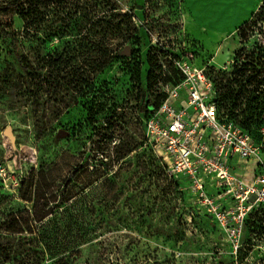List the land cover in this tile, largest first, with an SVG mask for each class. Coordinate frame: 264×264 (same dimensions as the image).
<instances>
[{"label":"rangeland","instance_id":"374dc122","mask_svg":"<svg viewBox=\"0 0 264 264\" xmlns=\"http://www.w3.org/2000/svg\"><path fill=\"white\" fill-rule=\"evenodd\" d=\"M114 1L122 11L141 19L149 38L141 30L138 54L111 63L97 76L108 112L88 118L82 100L64 108L45 96L34 105L20 101L0 82V198L9 200L0 206V220L12 209L47 213L62 194L90 191L97 200L103 195L100 183L120 168L112 180L117 189L114 209L99 215L97 240L82 247L71 264H264V235H257L248 219L257 211L263 216L260 231H264V200L258 185L264 174V127L249 135L251 158L231 163L228 185L206 184L204 199L187 200V195L183 199L158 175L156 166H161L156 165L154 147L143 142L137 111L140 87L129 79L137 63L144 82L146 54L150 45L158 43L166 51L184 53L178 64L182 78L169 74L170 83L160 82L149 94L151 101L185 78L201 90L198 76L212 82V71L231 70L233 54L240 47L237 30L261 0ZM8 19L15 30L23 31L18 16L10 14ZM43 33L42 27L37 43L53 49L56 41H46ZM31 46H36V40H25L24 49ZM5 69L0 52V78ZM217 114L222 118V112ZM6 128L11 129L13 143L3 135ZM58 131L68 135L57 139ZM118 153L126 155L117 161ZM22 193L31 202L23 203Z\"/></svg>","mask_w":264,"mask_h":264},{"label":"trees","instance_id":"16d2710c","mask_svg":"<svg viewBox=\"0 0 264 264\" xmlns=\"http://www.w3.org/2000/svg\"><path fill=\"white\" fill-rule=\"evenodd\" d=\"M10 14L24 22L22 32L13 28L8 19ZM48 23L51 26L46 28ZM42 27L45 40L56 41L53 49L39 46ZM141 30L149 38L141 19L122 11L114 0H0V41L3 45L0 52L6 66L0 82L14 91L20 101L37 105L45 96L46 101L69 108L82 100L88 118L103 115L108 112L107 98L96 84V78L111 63L138 54L136 47L140 45ZM237 35L240 47L233 54L231 70L210 73L213 74V104L217 112H222V118L248 135H254L264 127V0L238 28ZM25 40H36V46L24 49ZM126 47L129 48L128 57L122 56ZM180 54L159 48L158 43L150 45L143 83L139 65L134 63L135 69L130 70L129 79L140 87L137 111L142 120L166 99L162 93L151 101L150 92L160 82L170 83L169 74L177 80L182 78L175 65L181 60ZM38 126L34 121L35 129ZM142 129L144 131L143 125ZM126 154L118 153L116 160H122ZM150 156L153 163L156 157ZM156 161V165L161 166L159 160ZM156 167L158 175L176 189L180 197L186 198V193L179 191L185 181H170L162 166ZM119 169L111 179L100 183L103 195L97 200L89 191L75 196L62 194L55 207L43 214L12 209L0 220V264H44L46 261L71 264L82 247L97 240L102 221L99 215L103 210L114 209L112 201L117 198V189L112 180ZM26 198L23 193L20 195L23 203L31 202ZM8 202L7 198H0V206ZM248 219L254 232L264 235V231H260L263 230V216L256 211Z\"/></svg>","mask_w":264,"mask_h":264},{"label":"built area","instance_id":"2783aa9c","mask_svg":"<svg viewBox=\"0 0 264 264\" xmlns=\"http://www.w3.org/2000/svg\"><path fill=\"white\" fill-rule=\"evenodd\" d=\"M179 63H175L177 68ZM198 80L201 90L189 78L175 84L157 110L141 120L144 143L154 147L164 175L170 181H185L186 188L179 191L185 190L187 200L197 201L205 198L206 184H229L231 163L252 156L249 135L217 114L212 82L202 75ZM258 185L259 197L264 200V174Z\"/></svg>","mask_w":264,"mask_h":264},{"label":"water","instance_id":"95a60500","mask_svg":"<svg viewBox=\"0 0 264 264\" xmlns=\"http://www.w3.org/2000/svg\"><path fill=\"white\" fill-rule=\"evenodd\" d=\"M122 56L124 57H128L129 56V48L126 47L123 52H122ZM3 135L5 137H7L11 143L14 142V136L12 135V132H11V129L10 128H6L4 131H3ZM68 133L65 132V131H58L57 134H56V138L59 139V138H62V137H65L67 136Z\"/></svg>","mask_w":264,"mask_h":264}]
</instances>
